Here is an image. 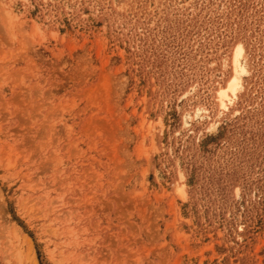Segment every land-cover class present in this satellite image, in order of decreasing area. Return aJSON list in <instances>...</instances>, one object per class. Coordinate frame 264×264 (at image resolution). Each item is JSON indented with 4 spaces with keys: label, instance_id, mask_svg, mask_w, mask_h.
<instances>
[{
    "label": "rangeland",
    "instance_id": "1",
    "mask_svg": "<svg viewBox=\"0 0 264 264\" xmlns=\"http://www.w3.org/2000/svg\"><path fill=\"white\" fill-rule=\"evenodd\" d=\"M0 264H264V0H0Z\"/></svg>",
    "mask_w": 264,
    "mask_h": 264
},
{
    "label": "bare ground",
    "instance_id": "2",
    "mask_svg": "<svg viewBox=\"0 0 264 264\" xmlns=\"http://www.w3.org/2000/svg\"><path fill=\"white\" fill-rule=\"evenodd\" d=\"M241 53V47L236 48L232 59L234 74L228 81L227 86L220 88L217 92L219 104L224 109L227 108L228 104L232 103L240 87V74L244 72V67L240 61Z\"/></svg>",
    "mask_w": 264,
    "mask_h": 264
}]
</instances>
